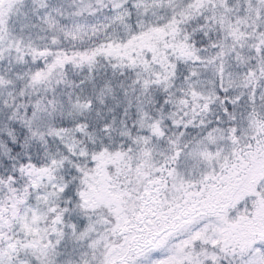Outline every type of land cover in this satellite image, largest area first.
Masks as SVG:
<instances>
[{"label": "snow or ice", "instance_id": "obj_1", "mask_svg": "<svg viewBox=\"0 0 264 264\" xmlns=\"http://www.w3.org/2000/svg\"><path fill=\"white\" fill-rule=\"evenodd\" d=\"M0 264H264V0H0Z\"/></svg>", "mask_w": 264, "mask_h": 264}]
</instances>
